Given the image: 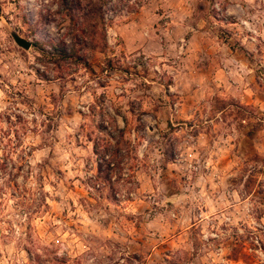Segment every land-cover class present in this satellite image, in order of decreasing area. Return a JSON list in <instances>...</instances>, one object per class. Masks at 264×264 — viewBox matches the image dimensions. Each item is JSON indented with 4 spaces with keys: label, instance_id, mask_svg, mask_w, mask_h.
<instances>
[{
    "label": "clouds",
    "instance_id": "9594fccd",
    "mask_svg": "<svg viewBox=\"0 0 264 264\" xmlns=\"http://www.w3.org/2000/svg\"><path fill=\"white\" fill-rule=\"evenodd\" d=\"M261 69L264 0H0V264H232L241 242L264 264V196L221 164L243 127L219 111Z\"/></svg>",
    "mask_w": 264,
    "mask_h": 264
},
{
    "label": "rangeland",
    "instance_id": "374dc122",
    "mask_svg": "<svg viewBox=\"0 0 264 264\" xmlns=\"http://www.w3.org/2000/svg\"><path fill=\"white\" fill-rule=\"evenodd\" d=\"M162 14V9L157 11V15ZM93 23L95 25L94 35L99 38L102 28V20L96 19L93 21ZM17 35L26 39L23 31ZM157 35H159V32H157ZM213 39L216 42H222L223 44L228 45L230 51L233 54L240 56L244 55V49L238 46H233L231 33L210 37L209 42ZM37 50L39 51V49ZM93 51L99 53L100 50L99 48L94 47ZM41 55L46 54L41 53ZM48 58L57 60L62 65L64 64V61L62 59H58L57 56H49ZM69 61L76 62L78 67H80L82 70L90 72L93 75L99 73L102 69H105V65H98L96 62L91 60L87 63H81L75 59ZM109 61L111 67H109L108 63L107 69L115 70V64H113L111 60ZM64 67L67 69L68 65H64ZM143 67L144 66L141 65L140 67L133 66L124 68L125 82H127V78L133 76H143L145 79H147L146 70L141 71V68ZM261 71L264 72V69H261ZM72 79L74 81L75 77ZM254 83L259 85V87L264 88V84H261L259 80H256ZM49 99H51V94H49ZM219 111L223 114L221 119H223L224 123L227 124L229 128L231 127L230 122H236L237 120L240 121V124L237 125V131L241 132V127H243V131L240 135V142L236 144L235 147H233L232 151L228 153L224 160L221 161V164L227 168L235 161H239L237 167L240 168V171L243 174L241 180L244 182V186L248 194L264 196V179H261V177H264V168H260L258 171L253 172L252 174H249L247 171L249 165H255L260 161H264V115H260L259 117L257 116L258 113L264 114V92L257 91L256 88H254L252 85H249V89L243 94L242 97H231L229 99L221 98V107L219 108ZM245 117H248V119H245ZM216 123L219 124L220 120H217ZM189 126H191V122H189ZM169 127H172L171 120H169ZM249 150L253 151L255 156L250 157L248 154ZM165 167L167 171L168 166L166 165ZM232 170L235 171V168ZM175 176L176 173L174 170H172L169 179H174ZM243 176H247V180H243ZM176 182L180 183L182 181ZM177 191H179V189H177ZM58 199L59 198H57V200ZM138 243H141V241L138 240ZM248 247L249 246L246 242L237 243L233 246L234 259L232 260V264H245L243 257L248 256ZM157 250L162 252L165 256L167 255L166 244H162ZM149 255H151L150 252ZM132 258L134 260L141 259L138 252H133Z\"/></svg>",
    "mask_w": 264,
    "mask_h": 264
},
{
    "label": "trees",
    "instance_id": "16d2710c",
    "mask_svg": "<svg viewBox=\"0 0 264 264\" xmlns=\"http://www.w3.org/2000/svg\"><path fill=\"white\" fill-rule=\"evenodd\" d=\"M72 22L74 23L75 21L73 20ZM57 57H58V59H62L63 61H65V59H67V60H74V59L78 60L77 55H73L72 57H67L65 54H63V52H61V54L58 55ZM109 67H111L110 61H109Z\"/></svg>",
    "mask_w": 264,
    "mask_h": 264
},
{
    "label": "water",
    "instance_id": "95a60500",
    "mask_svg": "<svg viewBox=\"0 0 264 264\" xmlns=\"http://www.w3.org/2000/svg\"><path fill=\"white\" fill-rule=\"evenodd\" d=\"M13 38H14L17 42L24 40V38H21V37H20L19 35H17L16 33L13 34Z\"/></svg>",
    "mask_w": 264,
    "mask_h": 264
}]
</instances>
